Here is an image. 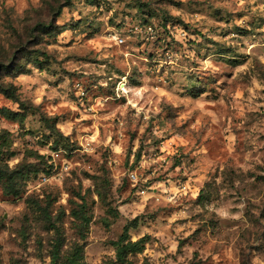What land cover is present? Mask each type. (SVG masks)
<instances>
[{"label":"rangeland","instance_id":"1","mask_svg":"<svg viewBox=\"0 0 264 264\" xmlns=\"http://www.w3.org/2000/svg\"><path fill=\"white\" fill-rule=\"evenodd\" d=\"M53 1L0 0V264L110 263L127 225L130 264H264V0H68L41 34Z\"/></svg>","mask_w":264,"mask_h":264},{"label":"trees","instance_id":"2","mask_svg":"<svg viewBox=\"0 0 264 264\" xmlns=\"http://www.w3.org/2000/svg\"><path fill=\"white\" fill-rule=\"evenodd\" d=\"M52 1V0H51ZM53 3H57L54 7L50 4L45 2V4L48 6L49 10H52V16L50 22L47 24H39L37 25V29L41 34H49L53 33L55 30L58 29V27L55 25V20L61 15L62 8L66 7L69 4L68 0H64L63 3H59V1H53ZM54 20V21H53ZM42 57L44 59L47 58V54L43 53ZM44 62L39 61L36 57L31 59V64H33L37 69L43 70L42 65ZM14 71V74H26L28 70L24 68L23 65H17L13 68L10 66L5 67V71L8 73ZM0 94L5 96L6 99L11 100L17 104H19L20 107H24V105L20 102H18L17 98V89L9 85L7 87L1 86L0 87ZM10 117H15L18 114L11 113ZM13 181L14 177L8 170H2L0 169V183L5 182L6 187L4 189V193L8 196L12 197H18L19 193L15 192L13 189ZM144 239L141 238L138 241L132 242L129 239V226H125L122 230V234L120 235L117 242L113 244L115 247V260L110 263H102V264H130L128 261V256L132 254H138L141 253L144 249ZM59 259V254L52 253L51 254V260L53 263H56ZM68 264H83V246L76 245L75 251L68 261Z\"/></svg>","mask_w":264,"mask_h":264},{"label":"built area","instance_id":"3","mask_svg":"<svg viewBox=\"0 0 264 264\" xmlns=\"http://www.w3.org/2000/svg\"><path fill=\"white\" fill-rule=\"evenodd\" d=\"M57 157V155H55ZM42 182H47V178L45 176L42 177L41 179Z\"/></svg>","mask_w":264,"mask_h":264}]
</instances>
